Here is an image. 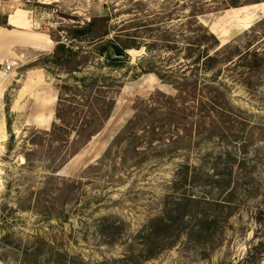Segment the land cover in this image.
<instances>
[{
    "label": "rangeland",
    "instance_id": "obj_1",
    "mask_svg": "<svg viewBox=\"0 0 264 264\" xmlns=\"http://www.w3.org/2000/svg\"><path fill=\"white\" fill-rule=\"evenodd\" d=\"M197 1L217 7L221 0ZM183 3L4 0V13L23 9L35 30L50 34L55 43L69 44L68 30L73 25H84L110 12L117 13L113 18L121 23L134 17H157L158 25L178 30L189 10ZM113 4L118 8L110 11ZM262 19L264 0L222 11L211 9L199 16L221 46L250 43V49L264 53ZM139 34L144 35L142 30ZM148 39V43L154 42ZM127 53V61L116 69L103 66V59L96 57L85 71L111 72L124 84L102 129L55 172L45 150L30 144V139L33 131L51 127L61 80L48 71L45 54L13 72L10 86L0 95V264H236L259 241L264 245V65L258 71L241 73L232 64L234 69L224 72L223 80L230 86L231 115L221 132L215 127L212 135L207 128L192 127L191 134L146 141L133 152L129 149L131 137L114 141L137 108L152 99L161 103L162 99L153 98L158 93H176L154 72L142 73L148 66L144 60L154 59L162 69H175L183 52L168 53L157 46ZM170 57L175 60L172 65L167 62ZM38 67L40 83L20 91L26 70ZM8 122L15 136L10 153ZM229 152L234 159L220 162L233 171L231 185L225 190L213 182L217 173L213 168L219 163L218 156ZM184 165L189 169L187 182L176 189L174 181ZM63 180L77 183H73L72 194L61 192L55 198L56 184ZM42 187L49 193L45 195L49 202L34 207L32 192ZM202 212L215 223L203 227L198 221ZM171 213L182 222L158 241L157 254L149 256L144 248L146 235L157 218ZM198 227L203 230L197 231ZM247 263L264 264V246L260 256L251 255Z\"/></svg>",
    "mask_w": 264,
    "mask_h": 264
},
{
    "label": "trees",
    "instance_id": "obj_2",
    "mask_svg": "<svg viewBox=\"0 0 264 264\" xmlns=\"http://www.w3.org/2000/svg\"><path fill=\"white\" fill-rule=\"evenodd\" d=\"M261 1L221 0L219 6L207 7L197 0H184L183 8H189V10L184 15V21L178 30L170 26L158 25L160 21H156L157 17L150 20L134 17L125 21L126 23H121L113 18L118 17L117 13L112 12L94 17L84 25H73L68 30L70 43L56 42L53 52L44 56L48 64L47 68H50L48 71L55 74L61 83L58 84L55 118L51 127L47 130L33 131L30 144L45 150L47 158L55 165L54 172L66 165L102 129L113 112L116 94L124 84L111 72L100 71L86 74L85 71L96 57L103 59V66L116 69L127 61L129 50L141 47H145L147 51L160 46L168 53L183 52L182 59H179L183 61H176L178 67L175 69H162L156 65L154 59L146 58L144 61L148 62V66L142 71V73L154 72L176 93L173 95L158 93L156 97H153L157 100L162 99L161 103L153 99L146 102L144 107L141 103L136 115L126 124L114 143L131 137L129 149L137 152L146 141L154 143L166 141L168 138L173 140L170 135L191 134L192 127L207 128L212 135L217 131L215 127L221 132L231 115V110L228 108L230 86L226 80H223L224 72L234 69L231 67L232 64L242 69L241 73L244 70L258 71L264 65V53L258 49H250V43L221 46L217 36L208 26L200 22L199 16L211 9L222 11ZM143 4L137 3V6ZM117 8L113 4L110 11ZM0 24H6L5 15L1 16ZM139 30H142L143 36L138 35ZM148 38L153 39L154 42L148 43ZM178 43L182 45L179 47ZM167 62L172 65L175 60L170 57ZM61 75L65 77L61 78ZM7 124L11 135L7 146L10 153L13 150L15 136L11 131L10 122ZM229 159L231 161L234 159L231 152L219 155L216 161L219 163L213 168L217 172L213 174V182L224 187L225 190L231 185L233 171L230 167H221L220 162L222 164V161L228 162ZM26 162H30L27 155ZM188 170L187 165L178 170L177 179L174 181L176 189L187 182ZM73 183H77V180L60 181L56 184L53 196L56 198L61 192L72 194L75 188ZM32 193L35 194L32 206L48 204L46 202L49 201L45 199V195L49 193L45 187ZM188 200L194 199L188 198ZM173 214L157 218L154 222L156 224L146 235L144 248L149 256L157 254L158 241L168 236L174 227L182 222L179 215ZM198 221L203 227L211 222L215 223V220H209L206 212L201 213ZM202 230L197 228L199 232ZM263 246V242L259 241L250 254L236 264L247 263L251 255L260 256Z\"/></svg>",
    "mask_w": 264,
    "mask_h": 264
},
{
    "label": "crops",
    "instance_id": "obj_3",
    "mask_svg": "<svg viewBox=\"0 0 264 264\" xmlns=\"http://www.w3.org/2000/svg\"><path fill=\"white\" fill-rule=\"evenodd\" d=\"M239 8H235L237 10ZM4 13V0H0V18L6 16V24H0V95L10 86L13 72L19 66L36 61L42 54L53 52L56 43L50 34L33 28V21L27 11L19 9ZM14 63L7 75L5 65ZM26 70L20 91L32 84L40 83V70ZM31 91H34L33 89ZM58 98V95H57Z\"/></svg>",
    "mask_w": 264,
    "mask_h": 264
},
{
    "label": "built area",
    "instance_id": "obj_4",
    "mask_svg": "<svg viewBox=\"0 0 264 264\" xmlns=\"http://www.w3.org/2000/svg\"><path fill=\"white\" fill-rule=\"evenodd\" d=\"M14 63H8L5 65V68H4V75H7L8 72L11 70V68L13 67Z\"/></svg>",
    "mask_w": 264,
    "mask_h": 264
}]
</instances>
